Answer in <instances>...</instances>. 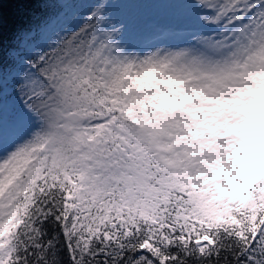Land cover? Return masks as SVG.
<instances>
[{"label":"snow or ice","instance_id":"1","mask_svg":"<svg viewBox=\"0 0 264 264\" xmlns=\"http://www.w3.org/2000/svg\"><path fill=\"white\" fill-rule=\"evenodd\" d=\"M0 264H264V0H0Z\"/></svg>","mask_w":264,"mask_h":264},{"label":"trees","instance_id":"2","mask_svg":"<svg viewBox=\"0 0 264 264\" xmlns=\"http://www.w3.org/2000/svg\"><path fill=\"white\" fill-rule=\"evenodd\" d=\"M8 7H9L8 5H5L6 10L8 9Z\"/></svg>","mask_w":264,"mask_h":264}]
</instances>
